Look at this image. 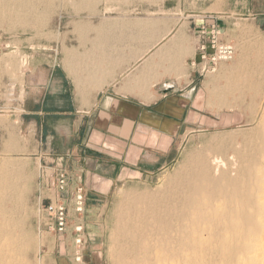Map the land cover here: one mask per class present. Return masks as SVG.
Here are the masks:
<instances>
[{"label": "crops", "instance_id": "crops-1", "mask_svg": "<svg viewBox=\"0 0 264 264\" xmlns=\"http://www.w3.org/2000/svg\"><path fill=\"white\" fill-rule=\"evenodd\" d=\"M167 2L137 10L169 14ZM156 22L74 29L68 37L84 41L83 48L56 55L47 72L29 73L16 87L19 111L10 118L22 120L25 152L53 172L66 169L70 189L82 186L87 199H108L119 185L148 182L176 162L188 132L187 107L196 104L194 93L211 73L203 71L197 50L201 31L232 37L243 22L264 37V0H211L196 16L165 14L161 42L139 51L134 39L155 40Z\"/></svg>", "mask_w": 264, "mask_h": 264}, {"label": "rangeland", "instance_id": "rangeland-1", "mask_svg": "<svg viewBox=\"0 0 264 264\" xmlns=\"http://www.w3.org/2000/svg\"><path fill=\"white\" fill-rule=\"evenodd\" d=\"M165 1L33 0V4L26 6L21 0H0V101H8L5 109L0 106V184L3 166L13 164V183L9 181V188H0V222L6 215L18 225V243L26 249L22 264H112L111 240L117 235L119 214L131 202L129 199L145 191L163 193L198 153L211 144L217 145L220 140L228 142L232 134L243 141L257 127L264 112V37L250 25L240 22L232 37L220 39L222 43L235 46L234 60L219 64L215 72L203 77L194 93L196 104L187 107L188 132L182 139L176 162L148 182L119 185L108 199L86 198L87 226L83 234L87 243L84 247L74 244L75 233L59 235L46 225L39 207L49 202L54 179L52 165L35 163L34 157L24 150L27 138L22 120L19 116L10 118L15 110L19 111L16 87L25 84L29 73L47 72L56 55L61 56L75 45L83 48L84 41L76 42L68 37L74 29L78 32L84 25L117 22L147 27L155 20V40L138 37L133 42L139 51H148L163 38L159 18L165 14L185 16V11L189 16H196L199 8L211 3V0H167L166 6L172 10L169 14L157 11L147 15L137 10L140 5L147 4L157 9ZM231 83L237 86V91L223 100L233 109L222 107L213 113L211 108L218 110V94L215 93ZM77 218L80 217L75 216L71 222L75 224ZM78 257L82 258L80 262L76 261Z\"/></svg>", "mask_w": 264, "mask_h": 264}, {"label": "bare ground", "instance_id": "bare-ground-1", "mask_svg": "<svg viewBox=\"0 0 264 264\" xmlns=\"http://www.w3.org/2000/svg\"><path fill=\"white\" fill-rule=\"evenodd\" d=\"M236 91L231 83L215 93L216 110L233 109L223 99ZM260 116L243 141L232 134L198 153L163 193L129 199L111 240L112 264H264V112ZM12 167L3 166L0 188L10 187ZM18 233L4 215L0 264L23 263Z\"/></svg>", "mask_w": 264, "mask_h": 264}, {"label": "built area", "instance_id": "built-area-1", "mask_svg": "<svg viewBox=\"0 0 264 264\" xmlns=\"http://www.w3.org/2000/svg\"><path fill=\"white\" fill-rule=\"evenodd\" d=\"M202 30L199 35V45L197 47L203 71L215 72L221 63L232 62L237 50L234 45L222 43L219 39V32L212 31L210 37ZM210 66V69H207ZM52 185L49 193V202L39 207V212L44 217L46 225L51 231L59 235H69L75 233L74 244L79 248L84 247L87 239L83 234L84 227L81 223L86 212V194L82 186L70 189L73 178L70 173L62 168L52 172ZM50 189V188H49ZM77 218L75 224L71 219ZM81 257L76 259L81 261Z\"/></svg>", "mask_w": 264, "mask_h": 264}]
</instances>
